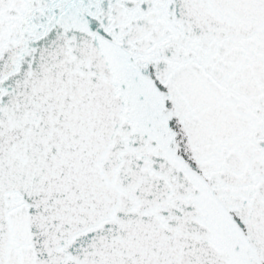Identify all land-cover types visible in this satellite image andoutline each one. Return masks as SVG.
<instances>
[{
	"label": "snow or ice",
	"instance_id": "obj_1",
	"mask_svg": "<svg viewBox=\"0 0 264 264\" xmlns=\"http://www.w3.org/2000/svg\"><path fill=\"white\" fill-rule=\"evenodd\" d=\"M0 264H264V0H0Z\"/></svg>",
	"mask_w": 264,
	"mask_h": 264
}]
</instances>
